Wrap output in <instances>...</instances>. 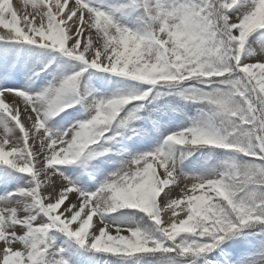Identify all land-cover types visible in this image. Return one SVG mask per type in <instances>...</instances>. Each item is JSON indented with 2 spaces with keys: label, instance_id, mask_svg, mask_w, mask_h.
Masks as SVG:
<instances>
[{
  "label": "snow or ice",
  "instance_id": "1",
  "mask_svg": "<svg viewBox=\"0 0 264 264\" xmlns=\"http://www.w3.org/2000/svg\"><path fill=\"white\" fill-rule=\"evenodd\" d=\"M0 264H264V0H0Z\"/></svg>",
  "mask_w": 264,
  "mask_h": 264
},
{
  "label": "rangeland",
  "instance_id": "2",
  "mask_svg": "<svg viewBox=\"0 0 264 264\" xmlns=\"http://www.w3.org/2000/svg\"><path fill=\"white\" fill-rule=\"evenodd\" d=\"M111 2V0H99V3L101 4V5H105V4H108V3H110ZM192 158L191 157H189V160H191ZM185 163L187 164L188 163V161H185Z\"/></svg>",
  "mask_w": 264,
  "mask_h": 264
}]
</instances>
